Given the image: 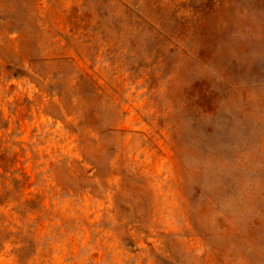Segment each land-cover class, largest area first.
Returning <instances> with one entry per match:
<instances>
[{
	"label": "rangeland",
	"instance_id": "obj_1",
	"mask_svg": "<svg viewBox=\"0 0 264 264\" xmlns=\"http://www.w3.org/2000/svg\"><path fill=\"white\" fill-rule=\"evenodd\" d=\"M0 264H264V0H0Z\"/></svg>",
	"mask_w": 264,
	"mask_h": 264
}]
</instances>
